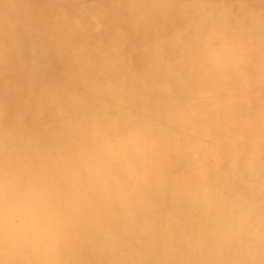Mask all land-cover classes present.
Segmentation results:
<instances>
[{
  "label": "clouds",
  "instance_id": "clouds-1",
  "mask_svg": "<svg viewBox=\"0 0 264 264\" xmlns=\"http://www.w3.org/2000/svg\"><path fill=\"white\" fill-rule=\"evenodd\" d=\"M0 264H264V0H0Z\"/></svg>",
  "mask_w": 264,
  "mask_h": 264
}]
</instances>
